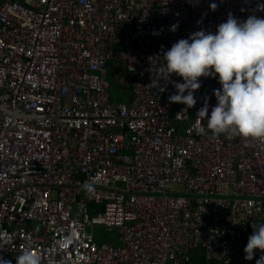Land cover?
I'll list each match as a JSON object with an SVG mask.
<instances>
[{
  "label": "built area",
  "instance_id": "obj_1",
  "mask_svg": "<svg viewBox=\"0 0 264 264\" xmlns=\"http://www.w3.org/2000/svg\"><path fill=\"white\" fill-rule=\"evenodd\" d=\"M229 13L264 18V0H0V256L256 264L264 252L246 261L244 248L264 223V140L213 136L196 117L216 105V79L182 112L168 100L182 78L158 75L175 42ZM109 61L132 74L125 102L111 99Z\"/></svg>",
  "mask_w": 264,
  "mask_h": 264
},
{
  "label": "clouds",
  "instance_id": "obj_2",
  "mask_svg": "<svg viewBox=\"0 0 264 264\" xmlns=\"http://www.w3.org/2000/svg\"><path fill=\"white\" fill-rule=\"evenodd\" d=\"M209 7L215 11L217 4ZM178 26L174 24L170 30L174 32ZM162 58L160 81L168 83L173 75L182 78V82L173 81L176 92L168 97L170 103L184 105L182 112L191 109L197 103L194 93L202 86L200 78L216 79L220 85L213 91L216 105L209 115V98H205L196 117L213 136L264 140V18L253 15L241 20L229 13L215 32L195 31L175 42ZM83 188L95 192L94 183L85 182ZM252 227L244 248L246 261L253 260L254 250L264 252V223ZM15 260L16 264H41L39 253L32 250L23 251ZM0 264L12 262L0 256ZM256 264H264V255Z\"/></svg>",
  "mask_w": 264,
  "mask_h": 264
},
{
  "label": "rangeland",
  "instance_id": "obj_3",
  "mask_svg": "<svg viewBox=\"0 0 264 264\" xmlns=\"http://www.w3.org/2000/svg\"><path fill=\"white\" fill-rule=\"evenodd\" d=\"M109 80L111 81L110 95L112 101L118 103L125 102L131 95V90L125 89L119 83L121 76H131L132 74L127 71L126 65L123 61H109L108 63ZM184 123H182L183 125ZM180 131V130H179ZM93 230L97 236V240L100 241H111L117 243L119 233L115 228H107L102 225L96 224Z\"/></svg>",
  "mask_w": 264,
  "mask_h": 264
},
{
  "label": "trees",
  "instance_id": "obj_4",
  "mask_svg": "<svg viewBox=\"0 0 264 264\" xmlns=\"http://www.w3.org/2000/svg\"><path fill=\"white\" fill-rule=\"evenodd\" d=\"M192 260L196 264H204V256L202 255L201 252H194Z\"/></svg>",
  "mask_w": 264,
  "mask_h": 264
}]
</instances>
